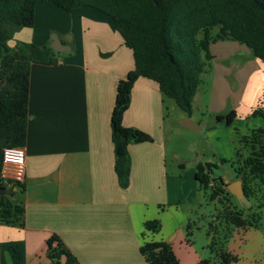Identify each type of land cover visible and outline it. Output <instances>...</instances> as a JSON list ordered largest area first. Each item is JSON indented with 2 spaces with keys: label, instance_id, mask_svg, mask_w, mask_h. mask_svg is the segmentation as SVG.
<instances>
[{
  "label": "crops",
  "instance_id": "0c3cea01",
  "mask_svg": "<svg viewBox=\"0 0 264 264\" xmlns=\"http://www.w3.org/2000/svg\"><path fill=\"white\" fill-rule=\"evenodd\" d=\"M34 14L32 27L17 31L9 46L50 45L56 34L70 49L58 52L55 62L30 65L25 178L23 190L13 186L9 196L23 205L24 224L0 222V264H51L47 240L52 235L80 264H147L139 251L144 239L169 243L179 264H199L204 249L195 250L187 240L185 217L171 210L188 204L195 192L186 177L192 179L196 169L184 170L183 160L199 151L195 133L201 132L211 138L215 153H231V143L239 145L251 130L256 135L251 152L260 151L264 63L238 41L210 40L207 55L201 53L204 71L190 116L155 81L139 77L123 124L146 132L152 141L129 144V185L121 188L114 171L110 115L117 82L134 68L132 51L95 8L66 11L39 2ZM231 110L235 118L230 125L215 119ZM196 115L202 120L195 122ZM183 118L199 130L182 126ZM147 220H157L160 227L143 239ZM231 232L225 249L238 259L229 264H264V232L258 224Z\"/></svg>",
  "mask_w": 264,
  "mask_h": 264
},
{
  "label": "trees",
  "instance_id": "16d2710c",
  "mask_svg": "<svg viewBox=\"0 0 264 264\" xmlns=\"http://www.w3.org/2000/svg\"><path fill=\"white\" fill-rule=\"evenodd\" d=\"M39 2H50L66 11L82 7L99 10L110 19L124 45L132 51L134 68L117 82L110 115L114 171L121 188L129 185V144L152 141L146 132L123 124L132 87L139 77L155 81L162 94L173 99L190 116L192 100L204 71L201 53L207 55L210 40L238 41L264 63V0H0V167L4 147L24 146L26 142L31 62H55L58 54L49 44H8L17 31L32 27L35 6ZM234 118L233 110L215 116L218 122L226 125ZM253 155L250 160L258 162L259 155ZM203 164H196L195 177L197 181L207 183L202 170L208 165ZM251 164L253 166L254 162ZM260 172L252 170L251 175L259 177ZM218 182L220 192L233 196L221 177ZM0 185L5 186L1 179ZM13 186L23 190L22 184H13L8 195H0V222L21 227L24 209L21 203L9 198ZM242 186L245 197L252 193L243 181ZM224 218L233 227L253 225L229 207L224 211ZM143 227L141 236L144 239L146 233H157L160 226L157 220H147ZM216 228V225L213 230L210 227L212 237L208 247L211 252L219 256L220 264L237 261V256L224 249L221 241L214 242ZM186 231L189 240L190 224ZM47 245L51 264H80L57 235L50 236ZM139 251L147 264H179L166 241L144 239ZM199 264H207V260H201Z\"/></svg>",
  "mask_w": 264,
  "mask_h": 264
},
{
  "label": "rangeland",
  "instance_id": "374dc122",
  "mask_svg": "<svg viewBox=\"0 0 264 264\" xmlns=\"http://www.w3.org/2000/svg\"><path fill=\"white\" fill-rule=\"evenodd\" d=\"M201 117L196 115L194 121L199 122L202 120ZM195 134L199 136L198 148L200 152L193 151L190 155L185 156L183 160L184 170L196 169L197 163H204V166L208 165L209 168L205 166L202 170L207 183L197 181L195 176H192L191 179L187 175L188 182L193 181L192 185L195 192L190 194L188 204H186L187 202L180 204L177 209L172 206L171 210L181 213L182 217H185L186 223L190 224V241L193 242V247L198 252L201 253L204 249L203 260H207V264H220L219 256L215 252H211L208 247L211 238H208L207 234L210 231V224L214 223L217 227L214 242L220 243L221 241L225 249V244L227 245V241L231 237V231L235 229L232 224L226 223L224 218V211L227 207L248 222L254 225L258 224L264 232V140L261 143L260 151L255 153L259 155L257 157L258 162H256L250 160L255 156L251 152L254 149L253 138L256 139L254 131L250 130L247 136H243L244 140L239 145L231 143V153L220 150V154L214 152L210 137L207 138V135H204L203 132ZM257 145H260V143ZM257 145L255 143V146ZM253 162L252 166L251 163ZM252 170H261L260 176L253 177L254 174L251 175ZM256 174L257 172H255ZM219 177L222 179L227 178L229 181L242 179L241 182L243 181L244 185L250 187L252 193L242 199L228 196L223 191H219ZM192 197L194 198L192 199ZM170 212L168 210L167 214L170 215Z\"/></svg>",
  "mask_w": 264,
  "mask_h": 264
},
{
  "label": "built area",
  "instance_id": "2783aa9c",
  "mask_svg": "<svg viewBox=\"0 0 264 264\" xmlns=\"http://www.w3.org/2000/svg\"><path fill=\"white\" fill-rule=\"evenodd\" d=\"M25 178V150L23 146H6L2 150L0 179L5 186L23 184Z\"/></svg>",
  "mask_w": 264,
  "mask_h": 264
},
{
  "label": "water",
  "instance_id": "95a60500",
  "mask_svg": "<svg viewBox=\"0 0 264 264\" xmlns=\"http://www.w3.org/2000/svg\"><path fill=\"white\" fill-rule=\"evenodd\" d=\"M51 39L52 41L50 43V46L54 51L63 52L64 50L70 49L69 45H64L59 41L56 34H52ZM180 123L182 126L193 131L199 130L200 128L199 126L193 124L190 118H183L181 119ZM227 189L237 199H242L245 197L241 180H235L232 183L227 184ZM7 194H8V188L0 185V195H7Z\"/></svg>",
  "mask_w": 264,
  "mask_h": 264
}]
</instances>
